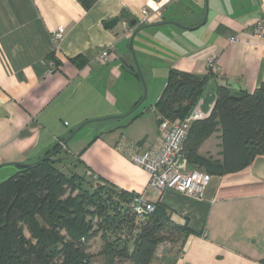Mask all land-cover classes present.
I'll use <instances>...</instances> for the list:
<instances>
[{"label": "crops", "instance_id": "0c3cea01", "mask_svg": "<svg viewBox=\"0 0 264 264\" xmlns=\"http://www.w3.org/2000/svg\"><path fill=\"white\" fill-rule=\"evenodd\" d=\"M142 9L161 17L139 26ZM110 19L117 25L107 29ZM126 19H135L130 31L122 26ZM259 19L264 25V0H95L88 9L80 0H0V172L11 168L6 174L12 175L17 163L34 162L69 139L65 150L79 162L72 156L63 164L88 168L117 189L166 205L172 221L193 231L175 264H263V155L240 170L211 175L202 197L160 192L147 187L148 173L116 148L125 139L153 149L159 138L156 113L154 121L132 119L138 125L131 132L113 123L127 112L132 117L129 109L143 96L127 59L131 38L155 102L169 69L206 75L211 54L220 70L211 73L205 91L226 84L235 92H253L264 83V32L260 37L251 32ZM56 29L63 33L57 47L51 41ZM232 36L239 41L229 42ZM103 49H109L106 62L97 59ZM92 122L102 126L95 135L87 133L88 140H77ZM219 136L217 130L208 137L198 155L220 161ZM73 139L89 142L77 148ZM101 247L102 242L95 252L87 248L89 264H104Z\"/></svg>", "mask_w": 264, "mask_h": 264}, {"label": "trees", "instance_id": "16d2710c", "mask_svg": "<svg viewBox=\"0 0 264 264\" xmlns=\"http://www.w3.org/2000/svg\"><path fill=\"white\" fill-rule=\"evenodd\" d=\"M80 1L84 9L95 2ZM210 77V72L200 75L169 69L153 105L156 115L171 122L184 119L203 96ZM215 95L208 115L190 125L181 157L193 170L223 175L264 156V83L253 92H235L220 84ZM217 130L221 160L198 155L201 144ZM57 149L58 157L66 154L63 160L53 155L31 166L17 164V170L0 182V264H89L83 241L94 237L102 241L104 264L176 263L193 231L172 221L169 207L155 202L148 218L137 219L129 208L130 199L137 194L117 189L88 168L78 173L75 164L74 172H64L62 167L70 165L64 161L72 158L65 146L57 143L44 156ZM72 159L79 162L78 156ZM87 171L93 174L87 175ZM94 217L98 219L95 225L91 222ZM166 228L177 231L181 241L176 250L161 251L158 256L160 244L166 240L161 232Z\"/></svg>", "mask_w": 264, "mask_h": 264}, {"label": "built area", "instance_id": "2783aa9c", "mask_svg": "<svg viewBox=\"0 0 264 264\" xmlns=\"http://www.w3.org/2000/svg\"><path fill=\"white\" fill-rule=\"evenodd\" d=\"M152 16L161 17L160 13L153 12L150 14L146 9H142L139 26L147 25ZM124 30L130 31L132 26L128 20L122 21ZM253 36L260 37L264 32V25L261 19L255 21L251 27ZM63 33L61 29L51 32V41L57 47L62 39ZM229 42H238L239 38L232 36L228 38ZM109 56V49H103L97 56L100 62H106ZM47 66L52 68L53 61H47ZM206 66L210 73H216L220 70L216 55L211 54L206 59ZM202 98V97H201ZM190 111V113L182 120L168 121L162 120L158 125V144L153 149L144 150L139 143L120 139L116 148L125 155L132 163L144 169L149 176L147 187L157 191L173 190L183 194H189L196 197L204 195L211 175L199 170H189L187 163L182 159V147L186 138L190 125L196 121L205 118L207 114L202 113L199 104ZM92 175L91 171L86 172ZM130 211L137 219H146L154 211V204L143 198L142 195H136L129 202ZM161 251L158 250L157 255L160 256Z\"/></svg>", "mask_w": 264, "mask_h": 264}, {"label": "rangeland", "instance_id": "374dc122", "mask_svg": "<svg viewBox=\"0 0 264 264\" xmlns=\"http://www.w3.org/2000/svg\"><path fill=\"white\" fill-rule=\"evenodd\" d=\"M139 79L141 80V84H142V87H143V96H142V99L140 100L141 102H139V106L137 105L136 107H134L136 109H132L133 107L131 109H129V112H132L133 110L135 111V113H133V116L132 117L129 116L128 112H127V115H122L120 118L116 117V118H114V121L110 120V121H113L115 126H117V125L118 126H122V127H119V128H121L124 131L123 133L131 132L130 129H134L138 125V122H137L138 120H136V121L134 120L133 121L132 119H152L153 121L155 119V116H154L155 115L154 114L155 110L153 109V107H149V106L155 102V100H156V97H155L156 94L155 93L156 92L153 93L151 91H148L147 83H145L144 79L140 75H139ZM142 111H144L143 114L133 118L134 115H137V114H139ZM146 123H145V120H142L140 122V124H142V125H147ZM100 126H102V124L101 123H97V122H95L93 124H87L84 127V129L78 134L76 139L78 140V138L84 137V140H88L87 139L88 138L87 137V133L90 134L91 132H93V135H95L96 134L95 133V128L97 129ZM89 140H91V139H89ZM74 141H75V139H73V142ZM87 142H89V141H81V142H74V143L76 144V147L79 148L80 146L83 147L84 145H86ZM59 145H60V147H64L65 146V144L63 142H61V141L59 142ZM56 156L58 157V155H55L52 158L58 159V160H63L62 158H65L66 154L63 152L62 154L59 155L58 158H56ZM70 156L71 157L72 156L75 157L74 155H70ZM57 166L61 167V164H57ZM9 169L11 170V168H9ZM10 170H2V172H0V180L1 181L5 180L6 178H8L10 176V175L6 174V172L10 171ZM12 170L16 171L15 168L12 169ZM62 170L64 172H67V170H71V171L74 172V169H73L72 165L69 166V167H62ZM15 171H13L12 173H14ZM75 171L79 173L80 171H82V169H81L80 166H77ZM89 189L91 191L92 188L90 187ZM75 193L76 192H74V194ZM105 195H109V193H107ZM89 208H90V210H94V208L91 207V206H89ZM97 220H98L97 217H94V218H92L91 222L95 225ZM25 234L28 236L27 231H25ZM161 234L164 235L166 240L163 243L160 244L161 247H160V249H158L159 251H167V250H170V249H172L174 251V250H176L178 248V246L180 244V241H181V238H180V234L177 233V231L173 230L172 228H166V229L162 230ZM101 242H102L101 239L99 237H97V238H91L88 242L83 241V244H86L87 248L89 247L90 250H93L95 252V251H97L100 248ZM129 246H130V244H129Z\"/></svg>", "mask_w": 264, "mask_h": 264}, {"label": "water", "instance_id": "95a60500", "mask_svg": "<svg viewBox=\"0 0 264 264\" xmlns=\"http://www.w3.org/2000/svg\"><path fill=\"white\" fill-rule=\"evenodd\" d=\"M205 18H206V11H205V17H204V19L202 20L201 23H203V22L205 21ZM164 23H173V24H175V25H177V26H180V27H182V28H184V29H193V28H196V27L198 26V25H197V26H195V27H184V26H181L180 24L175 23V22H163V23H160V24H164ZM201 23H200V24H201ZM129 24H130L131 26L135 25V19H131V20L129 21ZM116 25H117V21H116V19H110V20H108V21H106V22L104 23V26H105V28H107V29H112V28L115 27ZM127 59L133 61V64L130 65V69L133 70V69L135 68L136 71L138 72V75L141 76V72H140L139 66H138V64H137V61H136V59H135L134 52H133V48H132V38L130 39V54L127 55ZM215 98H216V95H215V92H214V91H212V90H206V91L203 93V96H202V98H201V102H200V104H199V109H200V111H201L202 113H205V114L209 113V111L211 110V108H212V106H213V104H214ZM162 120H163L162 118L157 117V124L159 125V124L162 122ZM83 125H84V123L81 124L76 130H78V129H79L80 127H82ZM73 134H74V132L72 133V135H73ZM68 140H69V139H68ZM68 140H65L64 144H66V143L68 142ZM58 150H59V149H57L56 151H54V152H52V153H50V154H48V155L42 157V158L39 159V160H36V161H34V162H31V163H17V164L25 165V166H31V165H34V164H36V163H38V162H40V161H42V160H45V159H48V158L52 157V156H53ZM187 168H188L189 170H193V166H192V165H187Z\"/></svg>", "mask_w": 264, "mask_h": 264}]
</instances>
